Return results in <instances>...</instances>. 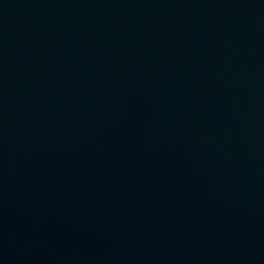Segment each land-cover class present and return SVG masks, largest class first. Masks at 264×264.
I'll use <instances>...</instances> for the list:
<instances>
[{
  "label": "water",
  "instance_id": "95a60500",
  "mask_svg": "<svg viewBox=\"0 0 264 264\" xmlns=\"http://www.w3.org/2000/svg\"><path fill=\"white\" fill-rule=\"evenodd\" d=\"M0 264H264V0H0Z\"/></svg>",
  "mask_w": 264,
  "mask_h": 264
}]
</instances>
